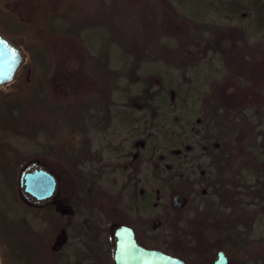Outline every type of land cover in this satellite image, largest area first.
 I'll list each match as a JSON object with an SVG mask.
<instances>
[{
  "label": "rangeland",
  "instance_id": "obj_1",
  "mask_svg": "<svg viewBox=\"0 0 264 264\" xmlns=\"http://www.w3.org/2000/svg\"><path fill=\"white\" fill-rule=\"evenodd\" d=\"M18 1L16 3L15 0H0V8L9 10L25 20L28 30L21 38L22 41L28 39L32 43L40 44L41 48L49 50L46 60L40 62L42 77L40 78L41 87L38 96L26 107L14 112L16 117L14 121H7L8 124L4 123L0 126V236L7 248L22 260L20 264H111L107 260L106 254L102 252V248L106 249L109 239L112 237L111 223H120L119 217L123 218L124 215L121 212L114 215L110 211L107 214L110 220L108 226L106 225L107 228L89 227L87 229L82 226L80 219L72 220L69 223V217H63L54 207L41 210L27 207L20 192L19 177L23 166L29 159H38L59 174L58 191L60 197L64 199V205L70 202L71 197L73 199L75 196L78 199L80 197V201H76L78 212L81 214L84 210H91L94 216L99 214L97 210L100 212L103 210V205L99 201L101 190L97 186L93 174L90 173L91 158H95V162H98L96 158L99 156L96 153L104 149L105 162L110 165L114 161L112 165H115L119 153L124 150L123 147L130 154L145 152V146L148 145L151 137L155 140L153 144H155L156 155H160L161 152H163L162 155L181 152L183 156L187 157L194 158L203 155L209 158L195 160L187 164L186 171H194L196 174L192 178L187 174L179 178L181 186L177 187L179 188L178 192L187 199L186 209L183 213H175L172 210V196L176 190L170 193L163 187L162 192L155 195L156 206L152 208L151 212L144 214L147 220L149 217L151 218L147 224L150 225L149 228L146 229V224L136 227L138 230H142L144 236L142 235L141 238L144 239L148 235L159 233L165 237H173L174 239L168 240L176 241L177 249L174 251L173 247L167 244L168 251L172 252L173 250L178 253L189 264L213 263V259L216 257V247L222 246L224 243L232 248L230 264H264V256H252L241 247L245 240L250 238L253 242L247 249L260 248L264 251V139L259 135L260 129H264V123L257 130L258 135L255 132V135H251L252 140L249 137L250 142L244 140L242 145H237L236 149H232L226 144L223 149L220 141L211 138L215 133L211 135L206 132L205 134L201 133L207 144L204 147L196 142L193 145L192 141L195 138H190L191 132L187 133V128L179 129L176 136L170 135L167 129L160 128L161 131L157 127L152 128L154 126H152L153 112L145 110L146 106L140 98V94L143 92L139 79L146 76L147 83L151 84L146 67L155 64L146 60L142 66L144 70H137L133 64L136 60L132 56L131 61L123 65L108 62V42L110 40L119 41L120 34L123 35L126 31L131 32V35L137 32L141 33L143 24L140 21V15L134 14V12L130 13L126 9H124L125 12H120L123 3H127L133 10L132 8L138 0L132 3L129 0ZM157 2L158 0H146V2L136 4V9L143 8L152 11ZM50 4L53 6L51 5L49 8ZM96 17L97 19H95ZM49 20L51 25L50 23L47 25ZM162 20L161 16L160 29L169 32ZM228 22L231 21H222L220 23L224 25L217 27L200 28L195 35L191 33L188 34L189 36L186 35L183 40L176 39L174 43H171V46L178 51V57H175L174 62L171 63L161 62L160 65L163 69H159V73L162 72L161 75L166 84L169 82L176 84L169 87L170 90L166 96L171 100V92L175 93V101H171L172 109L182 104L180 87L191 93L190 97L195 99L200 110L205 108L203 107L205 106L203 103L205 95L202 91L206 90V85H203L202 90L200 86L196 85L198 80L194 79L200 74L197 71L185 74L184 69L206 66L209 68L211 65L208 59L211 57H214L215 63L220 67H222L221 64L229 67L232 65L230 63L231 54L229 55L227 52L230 53L236 49V52H233L235 57L237 48L240 49L247 43H264L263 33L252 35L249 30L245 31L235 25L238 24V20H234L232 24ZM83 29L90 30L92 34L96 33L95 37L92 36L93 38L87 41L84 38ZM138 38L140 40L137 43H140L142 38L140 36ZM18 46L27 55V61L21 68L17 79L8 86L0 88V98L4 94L21 91L33 85L31 77L33 63L30 52L25 45ZM198 48L208 51V56L203 55V58L205 56L207 58L199 61L194 56ZM120 50L122 49L120 48ZM256 50L264 54V45L258 46ZM122 52L126 54L127 51L122 50ZM192 52L194 54L191 55ZM258 68H254L252 78L258 89L261 88L260 90L264 94V67L259 68V71ZM238 74L242 75L241 72ZM213 76L210 74V77ZM100 77L103 84L106 81L108 83V90L104 95L98 92ZM210 77L205 80L211 82ZM163 84V80L158 76L154 80V85L151 84L149 93L161 89ZM244 98L246 95H237L231 98L232 103L229 105L236 114L243 111L241 107ZM260 104L264 105V101L262 100ZM248 113L254 122L264 121V112L250 109ZM177 117H179L177 113L172 114V120L176 121ZM203 119L205 122L206 119ZM205 123H207V127L212 128V132H215L212 124ZM228 123L226 122V124ZM203 125H199L200 129L204 128ZM183 132L188 134V138H183L181 135ZM172 137H176L175 140L179 141V145L172 147L168 140ZM199 137L202 139L201 136ZM218 153L222 157H232V159L230 158L229 161L224 159L215 164L211 158ZM72 163L78 170L76 182L71 180L67 171ZM79 171L89 173L85 174ZM217 171L225 174L222 176L224 182L231 181L228 183L232 188L231 193L239 192L238 196L242 193V197L250 202L251 207H248V210L254 219L252 229L250 226L239 223L238 220H230L225 225L222 224L221 218L218 225L214 219L210 218L209 214L216 196L208 182L213 181ZM116 173L118 172L110 174V178L102 181L103 185L111 192L109 195L114 197L112 200L114 202L120 187H123L121 183H118L119 179ZM186 181L193 183L192 191H190L192 188L187 189ZM159 183L158 185L165 186L161 182ZM246 188L251 189V198L245 195ZM90 189H92L91 194L87 195L86 193ZM204 189H208V192L205 193ZM227 195L228 193L225 194V197ZM112 206L109 205V209ZM207 206H209V211L203 214L208 208ZM239 207L237 205V207L230 208L229 215H232L234 209L236 212H242ZM104 211L106 212L105 207ZM100 215L101 218L98 219H102V213ZM184 219L187 221L186 223ZM155 220H157L156 223ZM173 220L176 221L175 224ZM177 220L180 221V224L176 226ZM63 226L66 228L67 242L57 254L55 243L57 237L62 235ZM100 229H103V232L106 230L104 234L102 232V243L101 241L96 242L100 239ZM186 230H188L186 239L189 238L187 247L183 245L186 243L181 237L182 235L179 234ZM214 230L216 233L218 231L219 237H215ZM207 235L211 241L215 237L217 244L213 241L211 246L209 240L204 239ZM74 236L87 238L90 244L89 248L85 247L82 240L74 239ZM257 240L263 242L256 243ZM208 244V249L204 251L203 245ZM85 258L87 259L85 260ZM242 258L245 259L244 263L241 262Z\"/></svg>",
  "mask_w": 264,
  "mask_h": 264
},
{
  "label": "trees",
  "instance_id": "obj_2",
  "mask_svg": "<svg viewBox=\"0 0 264 264\" xmlns=\"http://www.w3.org/2000/svg\"><path fill=\"white\" fill-rule=\"evenodd\" d=\"M15 1L16 3L19 2L18 0ZM136 1L137 0H129L130 3ZM142 2H146V0H138L136 4ZM136 4L132 8L133 10H131L127 3H123L120 12H125L124 9H126L130 13L134 12V14L140 15L139 18L143 24L141 33L137 32L131 35V32L126 31L123 35L120 34L119 41L110 40L108 42V62L123 65L128 61L130 62L132 56L134 60H136L133 64L137 70H144L142 66L146 60L156 65L148 66L146 69L149 72V82H151V84L154 85V80H156L158 76L163 80L164 84L161 89L149 93L151 84L147 83L148 79L145 78L146 76H142L141 79H139L143 92L140 94V98L146 106L145 110L153 112L152 117L154 121L152 126H154L152 128L157 127L159 130H161L160 128L167 129L169 134L173 136H176L181 128L194 130V132L188 131L187 133L191 132V135H199L202 138L204 135L202 136L201 133L203 132L204 134L205 132L208 133V135L215 133L211 138L216 139L218 142L220 141L223 149L224 144L232 149H236L237 145H242L241 143L244 140L250 142L249 137L255 135V132L258 135L257 130L261 128L264 121L258 120L254 122L248 111L250 109H255L257 112H264V105L260 104L262 100L264 101V94L260 90L261 88L258 89L256 82H254L252 78L254 68L264 67V54L256 50L258 46L264 45L263 42L260 44L247 43L244 47L241 46L240 49L237 48V55L235 57L233 56V52H236V49L233 51L230 50V53L227 52V54H231L230 63L232 65H229V67L222 65L221 62L220 64L222 67H220L219 64L215 63L214 57H211L208 59L211 65L209 68L206 66L201 68L187 67L184 69L185 74H190L193 71H197L200 74L194 78L198 80L196 84L198 87L200 86L202 89L203 85H206V90L202 89L205 95L203 98V103L205 105L203 106L205 107L204 110H200L195 99L190 97L191 93L187 92L183 87L179 88L182 104L172 109L173 104L171 101H175V93L171 92V100L166 96H168L169 87L175 86L176 84L170 82V84H166L161 75L162 72L159 73V69H163L160 65L161 62L171 63L174 62L175 57H178V51L171 46V43H174L176 39L183 40L186 35L189 36L188 34L193 33L195 35L200 28L224 25L220 22L227 20H230L231 22L228 23L232 24L234 20H238V24L235 25L245 29V31L249 30L252 32V35L254 33L264 34V0H158L157 4L153 6L152 11L143 8L138 10L136 9ZM51 5L52 4L49 5V8ZM161 16L163 19L162 22L165 23L169 32L160 29L161 24L159 20H161ZM95 19H97V17ZM47 22V25H49V23L51 25L50 20ZM21 24L25 26V20H23V18L16 16L9 10L0 8V31L17 45H25L30 52L33 63L31 74L33 85L21 91H14L1 96L0 126L4 125V123L8 124L9 121H14L16 118L14 112L20 108L26 107L28 103L38 96L37 94L41 87L40 78L42 77L40 62L45 61L47 54H49L48 48H41L40 44L32 43L28 39L22 41L21 38H23L28 28L26 29V26L23 27ZM86 30L83 29L84 38L90 41L95 37L96 33L92 34L90 30ZM76 32L79 31L76 30ZM79 36L82 37L81 34H79ZM138 36L142 38L140 43H137V41L140 40ZM119 47L123 51H127L126 54L123 53ZM196 52V54L192 52L191 55L194 54L199 61L208 56L207 50L198 48ZM204 54H206V56L203 58ZM239 72H241L242 75L238 74ZM210 74L211 76L214 74V76L210 77ZM208 77L212 80L211 82L205 80ZM98 85V92L104 95L108 90L107 81L103 84V80L100 77L98 79ZM210 86L211 89H209ZM189 91L192 90L189 89ZM237 95H246L243 106L241 107L243 111L239 112V114L232 111L229 105L232 103L231 98ZM258 101L260 102L257 103ZM234 108L237 109L236 107ZM173 113H177L179 116L176 121L174 119L172 120ZM203 118L208 119V125L212 124L215 132H212L211 127L209 128L206 126ZM226 122L229 123L226 124ZM202 124H204V128L200 129L199 125ZM181 135L183 138H188V134H184V132ZM259 135L264 139V129H260ZM175 138L172 137L168 139L172 147L179 145V141L176 142ZM190 138L192 137L190 136ZM179 140L181 141V137ZM247 240L248 239H246L241 246L246 253L252 256H264V251L260 248L254 250L247 249V247L250 246L249 240ZM263 241L257 240L256 243ZM221 248L225 249L227 252L229 250L224 244ZM230 252L232 253V251ZM0 260L1 264H20V261H22L15 253L7 248L1 236ZM244 260L245 259L242 258L241 262L244 263Z\"/></svg>",
  "mask_w": 264,
  "mask_h": 264
},
{
  "label": "flooded vegetation",
  "instance_id": "obj_3",
  "mask_svg": "<svg viewBox=\"0 0 264 264\" xmlns=\"http://www.w3.org/2000/svg\"><path fill=\"white\" fill-rule=\"evenodd\" d=\"M205 122H208V119H206ZM190 131L194 132V130H190ZM191 137L193 139L195 138L194 139L195 141L194 140H193L194 142L192 141L193 145L196 142L198 144L204 145V147L207 146L206 140L204 138L201 139L199 135L195 136V134H192ZM153 142H155V140H153L151 137V139L148 141V145L145 146L146 147L144 150L145 152H142V153L137 152L134 154L133 153L130 154L128 153L129 151L122 146L123 147L122 149L124 150L121 153H119V156L115 163L116 166L112 165L114 161H112L110 165L109 163L105 162L104 160L105 158L103 156L104 151H105L104 149H101L99 153H96V155L99 156L96 158L98 162H95V158L93 159L91 158L90 173L93 174L96 184L102 193L101 195H99L100 197L99 201L101 205H103V210L101 212L97 210L99 214H96L93 216L91 213V210H88V211L84 210V212L80 214L77 210V203H76V201L77 202L80 201V197L79 199L76 196L74 197V199L71 197L70 202L67 203V205H64L65 204L63 203L64 199L60 197V193L58 191L59 174L56 173L51 168L47 167L43 162H41L38 159H29L21 170V173L23 172L24 174L22 185L20 186V192L22 195L23 202L25 203L27 207L38 209V210L39 209L41 210L47 207H54L55 210L59 214H62L63 217L65 218L69 217V221H68L69 223L72 220L80 219L82 226L87 229L89 227L90 228L93 227L94 229H97V228L106 227V225L108 226V223L110 220L107 214L110 211H112L114 215H116L119 212L124 214L122 216L123 218L119 217L120 223L118 224L116 222L111 223L113 227L112 229L113 232L111 235L112 237L111 239H109L106 249L102 248V252L106 254V258L108 261H110L111 264H115L114 255H115L116 244H117L115 232L121 226H127L134 231L136 242L140 246L147 248V249L162 250L173 256L180 257L186 262V264H189L186 261V259L180 256L178 253L173 252V250L176 251L177 249V242L168 240V239H174L173 237H165V235H162V233H159L155 235H148V237L143 239L141 238L143 235L142 230L140 231L136 227L137 225H140V224H146L145 225L146 229L149 228L150 225H147V224H149V222L151 221V218L149 217L147 220L144 214L145 215L148 214L149 212H151L152 208L156 206L157 203H156L155 195L162 192L163 187L167 189L170 193H172L171 191L176 190L175 194H173L172 196V208H173L172 210L175 213H181V212L183 213L186 209L187 199L184 197L182 193L178 192V189L181 186V181L179 178L184 177V175L186 174L189 175L190 178H192L193 175L196 174V172L194 171L187 172L186 171L187 164L192 163L195 160H203L204 158H209V157L199 155V156H195L194 158H192V157L183 156L181 152L174 153V154L171 152V154H168V155H165V154L162 155L163 153L162 152L160 155H156L155 144H153ZM186 148H188V146H186ZM230 158L232 159V157ZM230 158L222 157L218 153L216 155H213L211 159H213L212 162L216 164L217 162L220 163L221 160H224V159L229 161ZM41 171H46L50 173L56 180V188H55L54 193L51 196L45 197V198L40 196L45 193V190L43 189L38 190L37 192L38 194H36V193L31 192L28 189L30 187L29 184L35 185V179L33 178V176ZM67 171L69 173L71 180H73L74 182L77 177L76 174L78 172V170L75 168V164L73 165L72 163V165L69 166ZM113 171L118 172L116 173V175L118 174L117 175L119 179L118 183H121L123 186V187H120V190L118 191L116 195L115 202L112 201L114 197L113 196L111 197L109 195V193L111 194V192H109V189H107V187H105L102 183L104 179L110 178L109 177L110 174H114ZM79 172L85 173V174L89 173V172H84V171H79ZM224 175L225 174L221 173V171H217L214 174L213 181L208 182V184L212 187L213 193L216 196L215 203L212 204V207H211L212 211L209 214L210 218L214 219V221L218 223V225L220 224L221 218L223 220L222 224H225V225H227L230 220H238L239 223L241 224L243 223L245 226H250L252 229L254 219H252L253 217L248 210L249 209L248 207H251L250 202H247L246 199L242 197L243 196L242 193H240L239 196H238L239 192L234 191L233 193H231L232 188H230L228 185V183H230L231 181L224 182V180L222 179V176ZM159 182H161L165 186L158 185ZM192 184L193 183L191 181H186L187 189L190 190L192 188L190 191L194 189V187H192ZM91 191L92 189H90V191L86 194L90 195ZM245 191L247 192L245 195L251 198V189L246 188ZM204 192L205 193L208 192V189H204ZM226 193H228L227 197H225ZM261 193L263 192L261 191ZM176 195L180 196L177 200L174 199ZM241 204H243L244 207L241 206ZM109 205L111 206L113 205L111 209H109ZM237 205L240 206L239 210H242V212L240 211L236 212V209H234V211L232 212V215H229L231 213L230 208H233L234 206L237 207ZM104 207H105L106 212L104 211ZM207 207L208 208L205 209L203 214L209 211V206ZM100 213H102V219H98V218H101ZM179 220L182 221L181 219ZM180 221L176 223V226L180 224L179 223ZM154 222L156 223L157 220H155ZM175 222L176 221L173 220L174 224ZM186 222L187 221L185 220V223ZM235 223L237 225V222ZM153 227L155 228V226ZM214 229L217 230V228H214ZM61 230H62V235H59L57 237L56 243H55V249H57L56 250L57 254L59 253L60 249H62V246L65 245L67 242V237L65 235V231H66L65 226H63ZM100 230H101L99 234L100 239L96 240V242L101 241L102 243V238H103L102 235L104 234V232H106V230L104 232L102 231L103 229H100ZM215 230H214V235H216L215 237L217 238L219 237V233L218 231L216 233ZM187 231L188 230H186L185 232L181 231V233H179L182 235L181 237L184 238V241L186 244H183V243L182 244L185 247H187L188 239H189V238L186 239L188 237ZM215 237H213L214 242H216ZM208 238H209V235H207L204 239L209 240ZM74 239L82 240V242H84L83 244L85 245V247L87 246L89 248L90 244L87 238H83L82 236L81 238L79 236H74ZM248 240L250 244L253 242V240H251L250 238H248ZM213 241L209 240L208 242L211 245ZM167 244L173 247L172 252L168 251ZM209 244L203 245L204 251L208 249ZM91 245H93L92 242H91ZM224 245H226L229 248L228 252L225 249H222L221 246L216 247V257L213 259V263L211 264H215L216 260L218 259V254L221 251H223L226 254V257L228 260L226 264H230V256L232 254L230 251H232V248L227 243H224ZM204 253H207V252H204ZM86 259L87 258H85V260Z\"/></svg>",
  "mask_w": 264,
  "mask_h": 264
},
{
  "label": "water",
  "instance_id": "obj_4",
  "mask_svg": "<svg viewBox=\"0 0 264 264\" xmlns=\"http://www.w3.org/2000/svg\"><path fill=\"white\" fill-rule=\"evenodd\" d=\"M27 61V55L22 48L0 32V88L6 87L14 82ZM23 172L20 174L19 183L22 185ZM35 185L29 184V190L38 194V190H45L41 197L51 196L56 188L55 178L46 171L38 172L33 176ZM39 196V195H38ZM180 196L174 197L177 200ZM116 251L114 255L115 264H186L180 257L173 256L162 250L147 249L140 246L135 239L134 231L121 226L116 232ZM226 254L221 251L215 264H226ZM1 264V262H0Z\"/></svg>",
  "mask_w": 264,
  "mask_h": 264
}]
</instances>
